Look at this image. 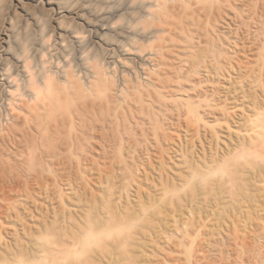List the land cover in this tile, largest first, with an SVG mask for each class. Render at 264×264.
<instances>
[{
    "label": "rangeland",
    "instance_id": "obj_1",
    "mask_svg": "<svg viewBox=\"0 0 264 264\" xmlns=\"http://www.w3.org/2000/svg\"><path fill=\"white\" fill-rule=\"evenodd\" d=\"M229 1L238 8H242L239 3L243 1H248L245 6L252 4L249 0ZM154 9L149 0H0V74L13 76L11 88L17 87L13 90L15 94L26 95V81L33 76L43 83L49 77L61 87L70 79L74 84L73 92L78 85V92L77 88L75 92L82 91L85 99L96 101L100 97H109L111 100L105 106L108 111L104 108L106 124L104 121L102 124L98 122L100 125L95 122L94 127L88 130V139L83 141L82 148L65 151L62 143L59 152L63 155L64 151L65 157L58 152L55 158L36 149L40 163L35 169L40 167L41 170H35L39 173L35 176L36 172L31 171L28 160V140L34 131L27 128L26 136L20 132L11 139L2 137L12 117V106L0 80V264H6L2 255L12 261L15 253L24 247L31 248L35 240L42 243L47 234L54 238L60 227L63 229L65 226L67 233L70 228L72 232L76 229L73 224L84 223L87 217L102 218L108 214L117 216V226L122 225L121 230L118 231L117 226L111 227L112 223L104 226L105 232L97 234L99 240L93 250L89 251L91 243H78L71 247V251L60 253L52 260L41 259L37 264H74V258L79 260L81 257L82 262H86L82 264H264V149L256 152L248 144L237 146L236 140L224 137L217 138V142L207 141L202 133L198 135L194 128L186 125L183 119L187 115L185 107L182 113L174 109L176 103L181 102V105L192 96L191 90L186 88L191 81L207 78L209 87L211 81L212 85L218 81L215 85L219 87L223 82L226 86L228 77L221 79L222 76L214 75L216 78L212 80L210 77L213 76L196 74L178 77L177 80L175 76L174 79L165 76L169 77V83L161 89L168 102L164 112L160 111L159 105L150 106L148 103H145L143 111L138 110V104L133 102L135 86L147 80L145 72L151 66L147 61L140 62L139 54L142 56L147 52L141 53L140 50L152 41L142 31L152 28L149 26H152L151 12ZM250 15L247 17L250 19L245 20L250 23L247 37L250 35L252 39L248 37V40L253 42L249 40L250 45L247 44L256 46L247 50L252 60L246 59L251 60V65H256V61L261 62V56L257 48L260 42L254 36L261 24L258 26L254 13L252 17ZM225 20H219L222 24L216 22L224 25L216 24L217 31L225 37L234 33L226 38L228 41L231 39V43L227 41L224 46H229L226 50H236L235 46L240 45L241 31H235V27L231 28L232 31L226 28ZM97 25H100L99 31ZM250 27L253 30L257 28V33L254 31V34ZM6 35L12 39L8 40ZM117 42L124 45L123 51L112 45ZM255 49H258V54ZM13 56L23 61L27 69L17 72ZM238 77L230 76L233 79L229 78L228 82L236 88L241 80L239 87L244 90L254 92L257 87L258 94L262 91L259 84L256 85L258 82L255 83L256 78L259 81L262 76ZM243 77L245 81L249 79L254 83L246 81V84ZM206 82L202 83L209 89ZM223 88H220L221 92ZM218 99V105H223L224 98ZM239 102L235 101L236 110L231 108L230 113L234 111L231 117L224 114L219 105L215 119L207 118L208 128L213 126L217 133L221 132L220 127L228 117L230 123H235L233 126L237 125L236 128L231 125L235 130L254 135L250 126L247 129L248 125L239 119V114L247 113L245 108L242 112L237 108L240 106L242 109ZM73 105V99L72 102L71 99L62 100L61 109L57 107L55 113L60 111L59 117H62L74 108ZM177 114L181 119H177ZM150 117L155 119L150 120ZM210 131L205 133L212 134ZM187 159L194 161L190 162L192 166ZM71 186H74L73 190ZM79 195H82L81 203ZM67 239L64 240L68 243L71 239ZM103 245H108L109 251Z\"/></svg>",
    "mask_w": 264,
    "mask_h": 264
},
{
    "label": "bare ground",
    "instance_id": "obj_2",
    "mask_svg": "<svg viewBox=\"0 0 264 264\" xmlns=\"http://www.w3.org/2000/svg\"><path fill=\"white\" fill-rule=\"evenodd\" d=\"M149 1L151 2L152 6L155 8L151 12L152 13V20H151L152 26L148 25L149 28L150 27H152V28L149 30H146L144 32L142 31V33H144V35H147V37L152 39V41L151 42L149 41L150 43L146 47H144L143 49L140 50L141 53H144V51H147V52L142 54V56H141V54H139V57H140V62L141 61H147V63L149 62V64L151 66L149 65L150 66L149 67L147 65L149 68L146 67L147 72H145V74L147 76L146 77L147 80L144 79V81H140L138 79L140 82L135 86L134 93L132 92L134 94V97L132 98L134 101L131 99L130 102H132V101L134 103L136 102L138 104V108H137L138 110L140 108L143 111V109L146 107L145 103H148L150 106H153V105L158 106L159 105L158 107L161 109L160 111L164 112L165 111L164 106H166V104L168 102L165 98V94L161 91V89L163 87L164 88L166 87L165 83H167V84L169 83V81H167L169 77L166 78L165 76H172V78H173V76H175V77H177V80H178V77L184 78V76L185 77L186 76H195L196 74H197V76L200 75V77L201 76L202 77L203 76H208V77L213 76V77H210V78H212V80H214L216 78V77L214 78V75L215 76H222L221 79L222 78L225 79L223 76L228 77V78H226L227 81L225 80L227 82L226 86L224 85V82H223V83L219 84V87H218V85H215V84L219 83L218 81H217V83L214 81L215 82L214 85H212L213 82L211 81L212 84L210 83L211 87H209L208 86L209 81L206 82L208 80L207 78L206 79L202 78L203 80H201V78L200 79L198 78L199 80L197 82H196V80H197L196 79L195 81L194 80L191 81V84L189 82L190 85H189V87H186V88L191 90L192 93H190V94H192V96H189L190 95L189 94L188 96L190 97V99H187V101L182 103L181 105H179V103H181V102L178 101L179 103H176L175 104L176 108H174V109H177V111L176 110H174V111H176L177 113L181 112L182 108L185 107L186 108L185 110L187 111V115L183 119H184L186 125L189 128L190 127L194 128L196 134L199 135V133H202L203 138L206 139L207 141H210V142L216 141L217 142V138L224 137V138L229 139V140H236L237 141L236 144H238L237 146H243V145L248 144V146L252 147L253 150H255L256 152L260 151L261 149H264V132L261 133L262 128H264V78H263L264 77V29H263L264 27H262L264 25V0H259V1L258 0H249V1H251L250 3L253 4V6L251 8H249V6H251L252 4H248L245 6V4L248 2L247 0H245L247 2H244L243 0H241L243 2L239 3L242 6V8L241 7L238 8L234 4L232 5V3H230L229 0H178V2L172 1V0H149ZM123 3H124V1H122V4ZM252 9H253L252 13H254L253 16L258 19L257 21H259V24L257 22L258 26L261 24L260 29L262 28V30H260L258 28V26L256 25L258 28V29L255 28L258 30V33H257V30L255 31V29L254 30L252 29L253 28L252 25H251L252 28L250 27L251 30L253 31V33L255 31V33L258 34L257 35L254 33L255 34V36H254L255 40H258L260 42L259 43L260 46L259 45H258L259 47L257 46L259 51H258V49L257 50L255 49V52L256 51L259 52V56H261L260 57L261 62L256 61L255 63H258L256 65L255 64L251 65L250 61L252 60V57L248 56L249 53L247 51V50H250L249 48H252V47L254 48L256 46V45L255 46L252 45V47L249 46L250 42L252 43L253 41L250 40V39H252V38H250V35L248 36L250 38L249 39L250 42L248 40L247 34L249 32L248 27H249L250 23L248 24V22H246V20H245V19H247L248 15H250V13H251L250 11H252ZM252 13H251V15H252ZM251 15L249 17H252ZM254 17H253V19H254ZM225 18H226V20H225L226 28L228 27L229 29H231L232 27H235L234 28L235 31L236 30L239 32L241 31L240 34L243 35V36L241 35V37L239 36V41L236 38L237 36L235 37L237 40L233 38L234 41L236 40L240 43L239 46H238V44L236 46L234 45L237 48L236 50H238V51L233 50V49L232 50L231 49L226 50L227 47L229 48V46H227V45H226L227 47L224 46L228 41V40H226V38L228 39L229 35L232 36L234 33L233 34L228 33V35H226V37H225V35H221V32L219 34V32L217 31V29H219V28L217 27L216 24H218L220 22L219 20L223 21V19H225ZM249 19H247V20H249ZM217 21H219V22L216 23ZM254 22H255V20H254ZM220 23H219V25H221L223 22L221 24ZM149 24H150V22H149ZM221 26L224 27V25H221ZM99 27H100V25L96 26L97 31H99V29H100ZM232 29H231V31H232ZM231 31H229V32H231ZM235 33L237 35L239 34L238 32H235ZM6 37L8 38V40L12 39V38H10V36L6 35ZM254 37H253V40H254ZM229 40L231 41V39H229ZM230 41H228V43ZM232 43H235V42H233V40H232ZM247 43H249V45ZM112 45L117 47L118 50H121V51L124 50L123 44H119L117 42V43H112ZM230 46H231V44H230ZM235 47H233V48L235 49ZM230 48H232V47H230ZM253 52H254V50H253ZM251 53H252V50H251ZM239 56H241L242 58L244 57L245 60L239 59ZM259 56H256V57L259 59ZM13 58L16 62L15 66H16L17 72L24 71L25 69H27L28 66L23 61H21L20 59H18L15 56H13ZM246 58H249L251 60L248 61L249 59L247 60ZM248 63H250V64H248ZM230 76L231 77L232 76H237V77L238 76L239 77L245 76V79L248 78L246 76H249V77H251V76H254V77L260 76L261 77L262 76L259 79V81H257V78H256V82H255V83L258 82L256 85L259 84V87L262 88L261 89L262 91H260L261 94L260 93H259L260 95L258 94V91L256 90L257 87H256V89H253L254 92H250L251 90H249V89H248L249 90V92H248L247 90H244L243 88L239 87V86H241V82H240L241 80L239 81L240 85H238V84H237V86L235 85L236 86V88H235L233 83L231 84L230 82H228ZM233 78H230V80L232 81ZM186 79H188V78H186ZM242 79L245 81L244 77ZM0 80L2 81L1 84L6 89V93L8 96L7 99H8V101H10L9 105L12 106V109H11V111H12L11 116L12 117H11L10 122H8V125L5 127L6 128L5 133H4L5 135L4 136L2 135V137H3V139H5V137H8L11 139L15 136V134H17V133L19 134L20 132H23L22 134L26 136L25 130H28L27 128L32 129L34 131V133H32L34 135L31 134L32 137L29 138L30 140H28L30 142L29 143L30 145L28 147V149H29L28 152L30 154L28 160H30V163L29 162L28 163L30 164L29 168L31 169V171L34 170V172H36L35 176H38L39 175L38 172L41 170L40 167L38 169H35V167L39 166L38 164L40 163L39 162L40 159L38 158V155L35 152L36 149H39L41 154L45 152L46 154H48V156L50 155V157H51V155H52L55 158L58 156L56 154L59 152L62 143L64 144V146L62 145V147H64L63 149L65 151H67L66 149H72V150L75 149L76 150L77 148H82L83 143L85 142V139L88 137V133H89L88 130H90L91 128L94 127L95 122L96 123L99 122L100 124H102V122L104 121V118H105L104 117V112H105L104 108H105V110H107V108L105 106L108 104V102L111 101L109 97H106L104 99L100 97L96 101H95V99H91V100L85 99V95L82 94V91H81V93H76V92H78V89H79V88H77L78 85H77V87H75V88H77V91L75 92V88H74V92H73L74 84H72V82H71L72 80L70 81V79H68L66 81V85H63L61 87V86L56 85V83H54V80L49 78V77L43 83L37 77L34 78L33 76H29V78L26 81V86L28 88L27 89L28 93L26 95H24V94L18 95V94L14 93L13 90H17V87H15V89L11 88L12 85L14 84V79H13L12 75L2 73V74H0ZM243 80H242V82H243ZM246 81H248V83H251L249 81V79H247ZM202 82L208 83L207 88H209V89H206L205 88L206 85H203ZM235 82H236V80H235ZM181 83H183V82H181ZM206 83H204V84H206ZM253 83L254 82L252 80L251 84H253ZM221 84H223L224 86L220 87ZM246 84H247V82H246ZM94 86H96V84H94ZM250 86H252V85H250ZM92 87H93V85H92ZM237 87H239V88H237ZM245 87H248V86H245ZM254 87H255V85H254ZM107 88H109V87H107ZM220 88H223L222 92L220 91ZM103 89H105V88L103 87ZM255 90L257 91L256 93L258 95L255 93ZM108 94H110V97H112L110 92ZM220 94H222V95H220ZM17 96H19V97H17ZM221 96H223V97H221ZM218 98H224L222 101L223 105H220V104L219 105L221 106V109L223 110V112H225L224 114H227L228 117L232 112L234 113V111H232L231 113H230V111L233 109L235 101L239 100L241 102V103L240 102L239 103L242 105V109L240 106H237V108L240 109V111L241 110L244 111L243 109L245 108L246 111H244V112H247V113L239 114L238 115V116H240L239 119H241V122L243 121L242 123H246V125H248L247 129L250 126V130L252 129V132L254 133V135L253 134L251 135V133H247L245 131H243V133L242 132L240 133L239 132L240 129L235 130L234 128H236L237 125L233 126L235 123L234 124L230 123L231 121L230 122L228 121L229 118L227 117V115H224L225 118L227 117L226 118L227 120L224 121L226 123H224L223 127L219 126L221 132L217 133L216 129L214 130L213 126H212V128H208L207 118H210V120L215 119V112L220 107L218 105L219 102L217 103V101H216ZM69 99H71V102H72V99L75 100V106L73 105L74 108L70 109L68 114L65 113L66 115L59 117L60 111L58 114H56L55 113L56 108L58 107V109H59L62 106V100L68 101ZM232 99L234 100V102H232L233 101ZM222 102H221V104H222ZM224 102H225V104H224ZM231 102L234 104L232 105ZM127 104H131V103L127 102ZM148 104H147V106H148ZM228 105H230V106L228 107ZM235 105H237V104H235ZM127 106H126V110H128ZM131 106L132 105H130L129 108H131ZM229 108H230V110H229ZM124 110H125V108H124ZM130 110H128V111L130 112ZM234 110H236V107H234ZM128 111H126V112H128ZM150 111H151V109H150ZM122 112L124 114L123 110H122ZM122 112H121V114H122ZM155 112H158L157 109ZM118 113L120 114V112H118ZM181 113H179V114L181 115ZM165 114H166V112H165ZM179 114H177V115L179 116ZM113 115H114V113H113ZM162 115H164V114H162ZM131 116H133V115H131ZM120 117H122V116H120ZM124 117H126V116L124 115ZM230 117H231V115H230ZM234 117H237V115ZM179 118H180V116L177 119L179 120ZM146 119H148V118H146ZM149 119L151 120V119H153V117H150ZM154 119H155V117H154ZM143 120L145 121V119H143ZM150 120H149V122H150ZM233 120H235V118ZM111 121H114V120H110V122ZM115 121H117V119ZM181 121L182 120H180V122ZM233 122H236V121H233ZM105 124H106V122H105ZM107 124H108V122H107ZM140 124H141V121H140ZM239 124H241L240 120H239ZM138 125H139V123H138ZM181 125H180V127H181ZM144 128H147V127H144ZM244 128H246V127H244ZM209 129H211L210 133H212V134H208L209 132L205 133V131L206 130L209 131ZM217 129L219 131V128H217ZM103 130H104V128L101 131H103ZM201 130H204V133L201 132ZM244 130H246V129H244ZM147 131H148V129H147ZM97 132L98 131L96 130L95 133H97ZM22 134H20V135H22ZM92 134H93V132H92ZM101 134H103V132H101ZM163 134H165V133H163ZM191 134H192V132H191ZM207 134H208V136H206ZM166 135H168V134H166ZM25 136H23V137H25ZM115 136H117V135H115ZM189 136L191 137L190 134H189ZM104 137H105V133H104ZM162 137H163V135H162ZM31 142H32V144H31ZM210 145H212V144H210ZM27 146H28V144H27ZM155 147H157V146H155ZM185 148H186V146H185ZM59 153L61 155V151ZM166 153L164 152L165 155H166ZM188 153H190V152H188ZM205 153H206V151H205ZM168 154H169V152H168ZM39 156L41 157V155H39ZM63 156H64V151H63V155H61V157H63ZM42 157H43V155H42ZM160 157H161V155H160ZM203 157H205V156H203ZM206 157H207V155H206ZM195 159L199 160L198 158H195ZM212 159L213 158H211V160ZM204 160L206 162H209L206 159H204ZM184 161L187 162L186 160H184ZM192 161H190V162H192ZM212 161H214V159ZM188 162H189V160H188ZM190 162H189V164H190ZM189 164H188V167L191 168L190 167L191 164L190 165ZM183 165H185V164H183ZM33 167H34V169H32ZM192 168H194V167H192ZM35 170H37L38 172ZM143 171H144V169H143ZM110 172H112V171H110ZM42 177L43 176H41V180H43ZM100 177H98V178H100ZM67 179H68V177H67ZM38 182H39V180H38ZM40 183H43V181H41ZM40 183H39V185H40ZM44 184H45V182H44ZM68 184H70V183H68ZM73 187L71 186V189ZM137 189H138V187H137ZM90 193H91V191H90ZM89 196L91 199V195H89ZM84 197L86 199L87 196H84ZM92 197H93V194H92ZM81 198H82V195H81V197L79 195V197H78V201H80L79 203L82 202ZM78 201H75V202H78ZM89 202H88V204L91 203V202L90 203ZM108 212H110V211H108ZM96 213H98V212L96 211ZM105 214H106V211H105ZM105 217H102V218L87 217L86 221H84V223L82 221H80V222H78L79 224L78 223L73 224L74 227H76V229L73 227V225H72V227L78 232H75V230H73V231L71 230L72 232H70V230H69L70 225H68L69 229H68V233H67V228L65 230V226H64V228L62 229L60 227L61 226L60 225L58 227H60L62 230L60 228L57 229L58 230L57 234L55 233L56 236L54 238H51V241H52L51 247H46L44 245V243H39L38 240H35L34 242L31 243V248L27 249L26 247H24V248H22V250L19 253H15L16 256L13 257L12 261H10L8 256H5V255H2V259H3V261L6 262V264H32L34 262H36V264H37V261H39L41 259H44V260L45 259H49V260L51 259L52 260V258H54L56 255L59 256L58 254H60V253H67V252L71 251L73 249L71 247L78 244V243L79 244L81 243V245H84V244L87 245V244L92 243L93 241H96V243H97V241L99 240L97 238V234L99 232L104 231V228H103L104 226H106V225L109 226V224L112 223L111 227H114V228L118 227L117 226L118 222L116 219L117 216L115 217V215H113V214L112 215L108 214V216L106 218ZM81 222L83 223V225L81 224ZM121 227H122V225L119 226L117 228V230L118 231L121 230ZM55 231H56V229H55ZM69 232H70V234H69ZM64 236H67V238L69 237L71 240H69V238L68 239L64 238ZM64 239L69 240V242L67 243V241ZM104 246L105 245H103V248H104ZM107 246H105V249H108ZM109 246H110V243H109ZM117 247H119V246H117ZM109 249H108V251H109ZM112 249H114V248H112ZM95 251H97V250H95ZM99 252L100 251H98V253ZM82 263H86V262H82Z\"/></svg>",
    "mask_w": 264,
    "mask_h": 264
},
{
    "label": "clouds",
    "instance_id": "obj_3",
    "mask_svg": "<svg viewBox=\"0 0 264 264\" xmlns=\"http://www.w3.org/2000/svg\"><path fill=\"white\" fill-rule=\"evenodd\" d=\"M50 235L51 234H47L45 236V239L42 241V243H44V245L46 247H51L52 241H51ZM95 247H96V242L93 241L91 243V245H90L89 251L93 250ZM82 260H83V257L79 258V260H77L76 258H74V264H82Z\"/></svg>",
    "mask_w": 264,
    "mask_h": 264
}]
</instances>
